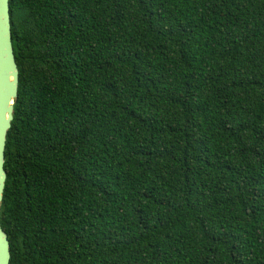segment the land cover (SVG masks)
<instances>
[{"label":"trees","instance_id":"16d2710c","mask_svg":"<svg viewBox=\"0 0 264 264\" xmlns=\"http://www.w3.org/2000/svg\"><path fill=\"white\" fill-rule=\"evenodd\" d=\"M9 16V264H264V0Z\"/></svg>","mask_w":264,"mask_h":264},{"label":"water","instance_id":"95a60500","mask_svg":"<svg viewBox=\"0 0 264 264\" xmlns=\"http://www.w3.org/2000/svg\"><path fill=\"white\" fill-rule=\"evenodd\" d=\"M18 68L11 42L9 0H0V204L4 190V149L7 131L13 120V105L17 97ZM9 242L0 225V264H9Z\"/></svg>","mask_w":264,"mask_h":264}]
</instances>
